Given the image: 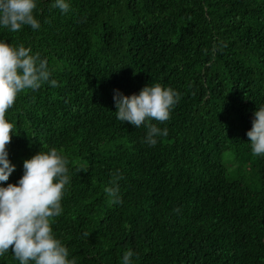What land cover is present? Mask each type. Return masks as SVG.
<instances>
[{"label":"trees","instance_id":"trees-1","mask_svg":"<svg viewBox=\"0 0 264 264\" xmlns=\"http://www.w3.org/2000/svg\"><path fill=\"white\" fill-rule=\"evenodd\" d=\"M54 2L36 0L37 30L0 27L58 84L7 111L15 170L0 186L40 151L69 161L51 227L76 264H122L128 250L131 264H264V156L246 135L264 106V0H66L67 13ZM155 84L181 95L151 121L167 135L150 146L113 97ZM117 173L114 204L104 188ZM0 264L19 261L9 250Z\"/></svg>","mask_w":264,"mask_h":264},{"label":"clouds","instance_id":"clouds-1","mask_svg":"<svg viewBox=\"0 0 264 264\" xmlns=\"http://www.w3.org/2000/svg\"><path fill=\"white\" fill-rule=\"evenodd\" d=\"M62 13L70 10L66 0L52 5ZM36 0H0V27L18 33L24 26L40 27L34 15ZM226 47V45H224ZM24 45L13 47L0 42V182H7L15 166L8 159L7 145L11 143L13 124L6 120L7 111L14 106L17 95L25 90H37L49 81L46 59L31 55ZM180 93L160 84L143 87L139 94L126 96L118 90L113 97L117 119L134 127H147L145 142L155 146L157 136H166L151 121L164 123L180 100ZM254 156H264V106L254 113L251 129L246 133ZM69 161L52 148L38 152L24 161L23 175L16 184L0 186V256L9 250L19 264H76L69 259L68 249L53 234L51 224L62 214V198L70 183ZM120 174H114L104 188L111 203H120ZM179 212V209L175 210ZM85 236L88 233H84ZM133 252H124L122 264H131Z\"/></svg>","mask_w":264,"mask_h":264}]
</instances>
